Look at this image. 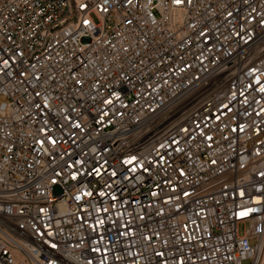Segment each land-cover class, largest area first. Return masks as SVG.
I'll use <instances>...</instances> for the list:
<instances>
[{
	"label": "built area",
	"instance_id": "1",
	"mask_svg": "<svg viewBox=\"0 0 264 264\" xmlns=\"http://www.w3.org/2000/svg\"><path fill=\"white\" fill-rule=\"evenodd\" d=\"M261 88L264 0H0V264H264Z\"/></svg>",
	"mask_w": 264,
	"mask_h": 264
},
{
	"label": "snow or ice",
	"instance_id": "2",
	"mask_svg": "<svg viewBox=\"0 0 264 264\" xmlns=\"http://www.w3.org/2000/svg\"><path fill=\"white\" fill-rule=\"evenodd\" d=\"M128 3H131V0H128ZM174 3L176 4H180L182 3V0H174ZM81 7H84V5H81ZM103 11H107V8L102 9ZM229 15H231V13H229ZM85 23H87V21H85ZM4 65L7 66L8 65V61L4 60ZM261 92H264V88L260 89ZM37 95H39V93H37ZM182 174V173H181ZM97 175H99V171L97 170ZM113 175H115V173H113ZM262 175H264V173H262ZM72 179L75 180L76 179V175L73 174ZM88 195H90V193H88ZM101 196L104 195L103 192L100 193ZM185 195H187V193H185ZM113 199H115V197H113ZM43 211V209L41 210ZM105 211H107V209H105ZM252 211V209H247L241 213H239V215L241 216H246L248 215V213H250ZM104 223L103 220H98L96 222V228H99L102 224ZM95 231V229H93ZM123 234V233H122ZM52 247L55 249L57 248V245L55 243H53ZM98 249L94 248L93 252L97 251ZM158 256L162 255V253H157ZM117 259H119V257H117ZM69 264H79V260L78 257L69 254ZM89 264H91V262H89ZM101 264H106V257L104 259L101 260Z\"/></svg>",
	"mask_w": 264,
	"mask_h": 264
},
{
	"label": "rangeland",
	"instance_id": "3",
	"mask_svg": "<svg viewBox=\"0 0 264 264\" xmlns=\"http://www.w3.org/2000/svg\"><path fill=\"white\" fill-rule=\"evenodd\" d=\"M61 193V189L60 188H54V194H60ZM246 224H241L239 226V235L243 236L245 234L246 231ZM244 264H249V262H245Z\"/></svg>",
	"mask_w": 264,
	"mask_h": 264
}]
</instances>
